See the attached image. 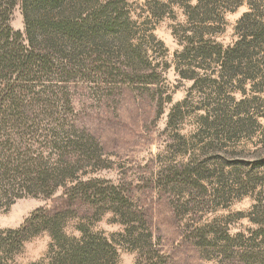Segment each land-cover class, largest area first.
Returning <instances> with one entry per match:
<instances>
[{
    "label": "rangeland",
    "instance_id": "1",
    "mask_svg": "<svg viewBox=\"0 0 264 264\" xmlns=\"http://www.w3.org/2000/svg\"><path fill=\"white\" fill-rule=\"evenodd\" d=\"M243 1L238 7L223 8L224 22L205 29L204 39L223 48L234 45L239 40L238 21L249 12ZM119 2L127 27L122 40L108 44L105 54L119 57L122 68L134 77L89 74L59 84L70 98L69 108L65 109L66 102L58 107L61 118L69 121L70 140L79 142L84 134L83 140L98 149L97 155H69V163H80L48 197L36 189H17L10 199H0V231L20 228L39 209L52 214L68 211L71 236L78 237L77 228L85 224L94 233L115 235L123 242L117 264H149L140 249L118 237L129 225L142 226L143 221L150 232H142L150 234L157 251L154 262L247 264L236 253L231 255L236 259L228 261L219 247L225 245V236L236 240L242 235L231 251L247 252L259 229L252 219L264 195V80L257 79L253 86L243 74L231 83L212 60H179L194 28L186 7L197 0ZM10 25L24 33L21 5L14 9ZM130 48L142 54L141 62H129ZM135 65L138 71L133 72ZM34 134L37 152L56 164L59 155L53 142L64 144L68 134L51 119L43 120ZM197 162L204 168L199 183L192 176L197 168L188 169ZM91 180L96 185L88 190H118L140 220L127 221L109 208L98 214L88 202L70 206L66 192ZM194 226H211L226 234L214 237L212 246L198 247L188 233ZM262 240L259 236L257 244ZM51 242L46 232L32 237L14 252L11 264L47 260ZM255 249L264 258V244Z\"/></svg>",
    "mask_w": 264,
    "mask_h": 264
},
{
    "label": "trees",
    "instance_id": "2",
    "mask_svg": "<svg viewBox=\"0 0 264 264\" xmlns=\"http://www.w3.org/2000/svg\"><path fill=\"white\" fill-rule=\"evenodd\" d=\"M239 1L197 0L195 6H187L188 23L194 28L193 34L186 38L188 46L184 47L179 60H212L221 68L222 78L228 77L232 83L239 75L247 74L254 86L257 79L264 80V0L243 1L249 5V12L238 21L239 40L234 45L223 48L204 39L205 29L224 22L222 9L238 7ZM18 5L23 12L24 33L15 31L10 25ZM120 11L119 0H0V199H10L12 190L17 189H36L48 197L75 173L74 167L80 162L69 163V155L84 152L88 153L87 157L97 155L98 149L85 143L84 134L79 142L70 140L71 133L66 129L69 121L63 120L58 110L59 104L62 107L65 102L68 105L65 109L69 108L70 98L68 91L59 84H70L74 78L89 74L134 77V73L129 74L122 68L123 63L117 60L119 57L105 54L108 44L122 40L127 27V21L123 22L127 18ZM214 30L219 31L217 27ZM127 57L129 62L143 59L134 49L128 51ZM136 67L133 72L138 71ZM240 90L245 92L244 88ZM46 119L58 123L68 134L64 144L53 142L52 147L59 155L53 165L37 152V143L32 142L34 133ZM196 168L198 172L195 170L192 176L199 183L202 179L199 171L204 169L201 162L191 164L188 169ZM95 185L93 180L80 182L74 190H68L65 195L70 206L88 202L98 214L109 208L127 221L132 217L133 222L135 218L140 220L118 190H88ZM203 185L207 191V184ZM258 202L252 221L259 229L253 235V244L246 245L247 252L231 251L234 242L244 239L242 235L234 240L211 226H194L188 231L189 236L196 240L198 247H208L216 242L214 237L224 235L226 243L219 250L228 261L238 258L247 264L264 262L260 251L255 249L264 244V195ZM67 218L68 211L52 214L39 209L20 228L0 231V264H11L17 249H23L28 240L44 232L52 238L47 260L33 264H117L122 241L115 235L108 238L94 233L85 224L77 228L78 237L71 236L67 232ZM132 225L118 237L133 245L132 249H140L142 256L149 258V264H160L153 261L157 251L150 234L142 232H150L146 222L141 221L142 226ZM259 236L263 237L262 244L256 242ZM235 253L236 258L231 256Z\"/></svg>",
    "mask_w": 264,
    "mask_h": 264
}]
</instances>
